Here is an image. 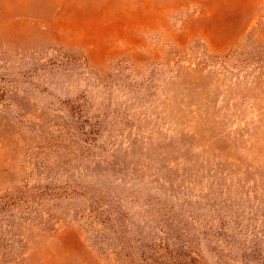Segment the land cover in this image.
Masks as SVG:
<instances>
[{"label":"rangeland","instance_id":"374dc122","mask_svg":"<svg viewBox=\"0 0 264 264\" xmlns=\"http://www.w3.org/2000/svg\"><path fill=\"white\" fill-rule=\"evenodd\" d=\"M0 264H264V0H0Z\"/></svg>","mask_w":264,"mask_h":264}]
</instances>
